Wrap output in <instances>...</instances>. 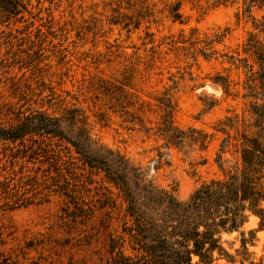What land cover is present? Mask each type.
I'll return each mask as SVG.
<instances>
[{"label":"rangeland","instance_id":"374dc122","mask_svg":"<svg viewBox=\"0 0 264 264\" xmlns=\"http://www.w3.org/2000/svg\"><path fill=\"white\" fill-rule=\"evenodd\" d=\"M249 13L243 0H0V125L46 111L67 137L84 128L184 200L234 162L231 148L224 170L216 162L218 121L250 120L245 72L228 60L264 24V5ZM164 119L188 137L206 132V148L165 146ZM63 144L29 157L30 141L0 143V264H111L109 239L124 235L117 190ZM221 241L234 262L220 264H264L257 216Z\"/></svg>","mask_w":264,"mask_h":264},{"label":"trees","instance_id":"16d2710c","mask_svg":"<svg viewBox=\"0 0 264 264\" xmlns=\"http://www.w3.org/2000/svg\"><path fill=\"white\" fill-rule=\"evenodd\" d=\"M228 1L236 0H211L213 4ZM253 5L263 6L264 0H243L245 12L249 13ZM174 7L171 14L178 20L180 15ZM254 28L257 32L248 33L241 51L235 56L228 55V60L237 62L236 67L245 72V96L252 99L250 120L225 116L216 129L223 134L216 162L224 170L222 154L230 148L234 162L222 177L201 183L184 200L177 197L174 189H164L147 179L140 166L100 147L84 128L75 129L79 140L67 137L59 125L61 119L46 111L34 109L13 125H0V143L25 145V141H30L29 157L45 151L49 154L42 151L45 146L68 149L63 144L68 143L84 166L104 173V179L114 186L121 201L118 215L124 234L121 241L109 239L111 264H220V259L234 262V256L222 245V234L236 231L249 215L257 216L260 224L264 222V24H256ZM220 85L226 92L227 84L220 82ZM164 120L158 129L165 146L182 147L187 139L199 149L206 148V132L192 128L188 131L197 135L188 137L183 129ZM231 129L235 134L230 133ZM111 199V195H105L100 205L112 211ZM245 243L243 238L242 260H246Z\"/></svg>","mask_w":264,"mask_h":264}]
</instances>
